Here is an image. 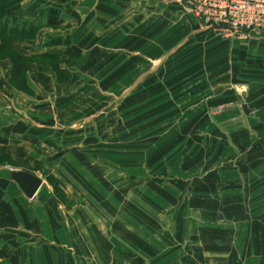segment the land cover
I'll list each match as a JSON object with an SVG mask.
<instances>
[{"label": "rangeland", "instance_id": "374dc122", "mask_svg": "<svg viewBox=\"0 0 264 264\" xmlns=\"http://www.w3.org/2000/svg\"><path fill=\"white\" fill-rule=\"evenodd\" d=\"M70 1L28 0L23 9H50L49 5L63 6ZM78 6L84 18L87 10ZM15 11H20L19 5L13 7ZM107 11L117 13L116 5H108ZM156 13L154 19L159 24L154 32L145 25L134 32L125 31V40L139 42L138 51L146 55L128 64H122L115 53V34L110 37L114 39H110L109 48L101 50L100 45H90L87 39L80 43L86 35L83 27L74 31L46 30L36 41L27 43L25 54L19 45L22 41L13 45L12 49L31 60L26 68L35 83L33 88L28 83L32 91L24 93L26 99L21 100L18 115L24 119V131L34 142L23 147L30 153L27 159L19 160L24 167L13 168L0 160V175L16 169L32 171L43 180L38 194L44 193L46 200L53 196L47 180L49 174L53 175L70 206L50 202L58 204L59 218L54 220L61 219L59 232L53 229V220L39 196L27 203L22 192H10L8 199L12 203L21 200L26 204L18 203L12 209L15 227L8 235L16 248V260L7 259L6 264H166L164 256L170 264L173 260L178 264L196 257V250L212 249L204 240L189 238L190 233L205 226H222L220 232L240 228L242 232L248 226V202H242L240 192L231 191V187L213 189L207 179L204 191L199 181L208 162L196 161L204 153L203 158L210 159L213 147L215 150L223 139L210 122L222 114L224 107L207 110L204 106L211 94L212 67L219 64L236 71L237 79L233 81L242 89L248 83L246 56L235 54L234 48L222 53L225 47L220 45L215 49L219 54L214 53L215 42H238L216 37L208 30L195 36V25L199 23L190 13L183 16L186 27L180 26V17L175 13L165 17ZM95 30L98 34L90 32L87 37L100 39V27ZM170 31L192 33L187 37L192 43L180 54L186 56L171 58L180 63L173 68L163 65V58L153 59L158 54L153 46ZM52 32L61 38L58 46L45 45ZM66 47L79 51L81 57L67 69L60 64L65 72L53 78L51 69L58 60L44 54L63 57ZM191 60L194 66L202 62L200 70L190 72ZM257 62L259 71L264 60L259 56ZM161 65V77L152 82L147 75ZM34 67L42 73L32 77ZM231 79L219 83L222 94L229 92L224 88L230 86ZM181 95L186 96L185 101L180 102ZM189 177L188 184H181V179ZM195 220L199 226L192 224ZM238 239L230 242L212 238L211 243L221 246L222 254L233 248L248 249L245 237L238 234ZM157 253L162 255L160 259Z\"/></svg>", "mask_w": 264, "mask_h": 264}, {"label": "crops", "instance_id": "0c3cea01", "mask_svg": "<svg viewBox=\"0 0 264 264\" xmlns=\"http://www.w3.org/2000/svg\"><path fill=\"white\" fill-rule=\"evenodd\" d=\"M24 1L19 4V12L22 15L25 14L24 16H30L35 10L28 12L23 9L28 0L25 3ZM84 1L85 2L82 0H71L69 4L63 6H57L56 4L49 5L48 7H51L50 20L53 26L40 30L33 40L36 41L41 33L43 34L46 30L61 32L62 29L68 28V30L74 31L76 27H83L84 34L86 35L85 37H81L80 43H83L84 40L87 39L90 45L96 43L100 45L101 50H105L109 48L110 39H114L110 37L115 34V40L117 42L115 45V48H117L115 53L121 57L122 64H125L129 58H134V62L136 58H143L146 56L144 52L138 51L140 50L139 42L135 40L127 42L125 40V31L134 32L135 29H140L139 27L141 25H145L148 26L151 32H154L156 26L159 24L154 19L157 14L156 11H159L163 17L171 13L177 14L181 20L180 26L186 27V20L183 16L186 13L189 14L186 8V2L183 3L184 0ZM78 5L81 7L84 6L87 10L84 18L81 17V13L78 10L80 7ZM108 5H116L117 13H109V11H107ZM100 6L101 8L106 7L107 9H100ZM81 18L83 19L82 21ZM113 18H116V20H113ZM96 27H100V34L99 36L97 35L100 39L93 36L87 37V34L90 32L98 34L95 30ZM157 30L159 31L158 27ZM195 30L197 31L193 33L195 36L198 32L203 33L204 31L197 23L195 25ZM53 32L50 35L53 36ZM167 33L163 35L162 41H157L156 47L153 46L155 51L166 49L172 45L166 37ZM187 33H185L180 42L171 47L162 55L163 57L161 56L157 60L163 58V61H165L168 56L172 55L177 49L184 45L188 40L187 37L192 35L191 31ZM30 41L32 40L19 43L20 49L22 50L21 52L24 54L26 49L28 52L27 43ZM16 43L18 42H15V44ZM22 43L24 45H22ZM203 43H205V41ZM219 45L221 48L225 47L221 50L222 53L224 50H228V48H234L235 54L239 52L245 55V61H248V70L257 72L252 75V73L248 71V83H244V88L241 89V85L233 81L234 78L237 79L236 71H230L227 66L219 64L213 67L211 94L206 97L207 103L204 106L207 107V110L210 108L214 109L220 105L224 107L222 114L213 118L210 122L215 126L217 131L223 134V139H219L221 143L219 142L215 150L213 147V156L210 157V159L203 158L204 153L203 156L198 157V160H196L208 162V169L200 175L201 179L199 182L202 183L200 187H203L204 191L207 190L205 189L207 188L205 186V180L207 179L209 181L207 182L209 186L217 191L223 187H231V191L235 189V191L240 192L238 195L241 197L242 202H248V226L244 227L242 232L239 231L240 228L233 230L228 229L225 232H220L223 230V227L220 225L221 227L219 229L215 226L212 228L207 227L206 229L205 226L201 228L199 232L190 233L188 235L189 238L196 241L204 240L212 249L196 250V257L192 256L183 259L178 264H264V63L262 68L259 71L257 70L259 65L257 58L261 56L264 60V39L255 37L250 42H238V44L233 45H223L215 42L212 46V50L216 54H219V51L215 50L216 48L219 49ZM235 45L241 46L236 47ZM207 48L210 50L209 46ZM225 57L227 58V56ZM219 63L222 64V62ZM31 65L37 66V63ZM31 71H33L32 77L42 73L39 67H34ZM9 73V61L0 60V154H5L13 159L22 161L23 159H27L30 154L26 152L23 147L27 145L29 141H34L24 131V119L18 115L21 100L23 98L26 99L24 92L14 89L9 84ZM154 73L155 72H152L147 76L150 77ZM27 74L29 77V73ZM51 77L55 78L56 76L51 72ZM228 77L232 78L230 80V86L224 88V90H230L226 94H222L219 83L228 82ZM27 81L33 88L35 82L32 79L30 80V77L29 80L27 78ZM234 85L237 86L234 87ZM208 86L206 91L208 90ZM185 97L186 96L181 95L180 102L185 101ZM50 123H52V121H50ZM219 162H221V167L219 166ZM23 170L29 171L26 169ZM29 172L33 173L32 171ZM204 176L207 177L204 179ZM189 181L190 177L186 179L183 178V180L181 179V184L185 186V183L188 184ZM12 191L21 192L19 187L11 181L10 178L0 175V219L2 220V222H0V264H6L7 259L9 262L14 255V250H16L12 238L9 237L15 227L13 217L11 216L12 209L16 208L18 203L22 205L26 204L21 200H13L14 203H12L11 200L8 199V195ZM36 196H38V192L35 197ZM24 198L27 203H30V201L34 199L30 200L26 197ZM8 210H10V214L6 213ZM6 221L8 224H6ZM233 223L236 224L238 221ZM192 224L197 226L200 225L196 220ZM237 233L243 235L246 241H248V249L233 248L231 251L222 254L220 251L221 246L211 243L212 238H216L219 241H239ZM18 238L19 237H16V239ZM215 250L217 252L216 254H214ZM156 256L159 258L162 257L159 253H157ZM236 256L242 257L237 258ZM166 257L167 256H164L166 264H170ZM174 263L176 262L173 260L172 264Z\"/></svg>", "mask_w": 264, "mask_h": 264}, {"label": "trees", "instance_id": "16d2710c", "mask_svg": "<svg viewBox=\"0 0 264 264\" xmlns=\"http://www.w3.org/2000/svg\"><path fill=\"white\" fill-rule=\"evenodd\" d=\"M24 0H0V60H8L10 63V73L8 76V82L9 84L16 90L22 91L24 93H29L31 90L30 86L28 85L26 73L27 63H30L31 60L29 57L23 56L19 52L15 51L13 48V45H15L16 41H29L35 39L38 32L44 28H48L53 26L51 20H50V9L47 7L45 8H39L38 10H35L34 13H32L30 16H24L20 12H13V7L16 5H19ZM56 28V27H53ZM180 34V33H178ZM175 32H169L167 33L166 37L171 42V46L166 48L165 51L162 49L161 51H156L158 54L154 56L153 58L157 57L160 58L165 52H167L171 47L175 46L178 42L182 40L185 33H181L178 36ZM188 34V33H187ZM48 43L45 44L46 46H58L56 44H61V38L60 37H54L49 36L46 40ZM161 43V42H160ZM192 41H187L184 45H182L179 49H177L172 55L168 56V58L164 61L163 65L170 67V65H179L178 61L179 59L184 58L186 55L182 54V51L190 44ZM190 51H192L190 49ZM198 51H195L193 53H196ZM200 53V52H199ZM42 55V54H40ZM44 56L49 57V59H55L58 60L57 63H53L51 72L57 75L59 77V73H61L62 70L60 68V64H63V66L67 69V66L72 64L73 62L77 61L81 57V53L77 50L71 49L70 47H66L64 50V56L61 57L58 54H44ZM175 57L176 61H171ZM134 58H129L125 63H131L133 62ZM184 62V61H182ZM194 60H191L190 64V72L193 70H200L202 66V62L200 61L198 65H193ZM162 65L159 67V69L152 74L150 77V80L152 82H156V79L160 76L161 73H159V70L161 69ZM213 69V67H212ZM58 73V74H57ZM182 94V93H181ZM180 99V97L178 98ZM45 124V123H42ZM47 125V124H45ZM0 160H3V163L11 165L13 168H21L24 167V164L21 163L19 160L13 159L10 156H7L5 154H0ZM0 161V164H3ZM26 169V168H25ZM5 176L9 178V171L2 172V176ZM47 180L52 187L53 196H51L49 199L46 200V198H43L44 193H39L38 196L42 199L43 203L47 207V212L49 213L50 220H53V229L55 231L61 232L60 227L63 226L60 222H57V220H54V218H59L56 214L57 207L56 205L62 203H65L67 205L70 204V200H67V196L64 195L60 189V184L57 179L53 175H48ZM50 180V181H49ZM54 201H58V204H52ZM52 202V203H50ZM70 206V205H69ZM68 206V207H69ZM6 213L10 214V210L6 211ZM147 251V250H146ZM150 252V251H148ZM47 256V254H44V259ZM12 259L15 261L16 257L12 256ZM160 259V258H159Z\"/></svg>", "mask_w": 264, "mask_h": 264}, {"label": "built area", "instance_id": "2783aa9c", "mask_svg": "<svg viewBox=\"0 0 264 264\" xmlns=\"http://www.w3.org/2000/svg\"><path fill=\"white\" fill-rule=\"evenodd\" d=\"M204 30L232 42L264 39V0H187Z\"/></svg>", "mask_w": 264, "mask_h": 264}, {"label": "water", "instance_id": "95a60500", "mask_svg": "<svg viewBox=\"0 0 264 264\" xmlns=\"http://www.w3.org/2000/svg\"><path fill=\"white\" fill-rule=\"evenodd\" d=\"M9 178L28 199H33L43 185V180L37 175L25 170H12Z\"/></svg>", "mask_w": 264, "mask_h": 264}]
</instances>
